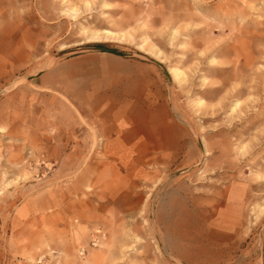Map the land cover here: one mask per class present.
<instances>
[{"label":"rangeland","instance_id":"rangeland-1","mask_svg":"<svg viewBox=\"0 0 264 264\" xmlns=\"http://www.w3.org/2000/svg\"><path fill=\"white\" fill-rule=\"evenodd\" d=\"M0 264H264V0H0Z\"/></svg>","mask_w":264,"mask_h":264},{"label":"bare ground","instance_id":"bare-ground-1","mask_svg":"<svg viewBox=\"0 0 264 264\" xmlns=\"http://www.w3.org/2000/svg\"><path fill=\"white\" fill-rule=\"evenodd\" d=\"M103 112V111H102ZM104 129V128H103ZM184 234V233H183Z\"/></svg>","mask_w":264,"mask_h":264}]
</instances>
